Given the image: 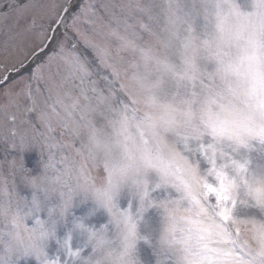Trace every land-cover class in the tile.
<instances>
[{
  "label": "snow or ice",
  "instance_id": "snow-or-ice-1",
  "mask_svg": "<svg viewBox=\"0 0 264 264\" xmlns=\"http://www.w3.org/2000/svg\"><path fill=\"white\" fill-rule=\"evenodd\" d=\"M0 57V264H264V0H0Z\"/></svg>",
  "mask_w": 264,
  "mask_h": 264
},
{
  "label": "rangeland",
  "instance_id": "rangeland-1",
  "mask_svg": "<svg viewBox=\"0 0 264 264\" xmlns=\"http://www.w3.org/2000/svg\"><path fill=\"white\" fill-rule=\"evenodd\" d=\"M228 151H230L231 153V149H229ZM4 155H6V153L3 152L2 146H0V156L4 157ZM11 155H15V153H11ZM41 159L42 157L39 149H32L24 153L25 165L30 170H32L34 174H39L42 170ZM236 159L249 160L250 163L248 167L250 173H256L264 170V152L254 150L249 153L247 151H241V153L236 156ZM75 214L78 215V213ZM61 239L66 240L73 248H78L82 241V237L77 232H74L72 230L71 224L62 229Z\"/></svg>",
  "mask_w": 264,
  "mask_h": 264
},
{
  "label": "clouds",
  "instance_id": "clouds-1",
  "mask_svg": "<svg viewBox=\"0 0 264 264\" xmlns=\"http://www.w3.org/2000/svg\"><path fill=\"white\" fill-rule=\"evenodd\" d=\"M84 259H85V260H89L90 257H85ZM92 264H95V261H92Z\"/></svg>",
  "mask_w": 264,
  "mask_h": 264
}]
</instances>
